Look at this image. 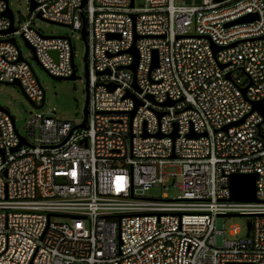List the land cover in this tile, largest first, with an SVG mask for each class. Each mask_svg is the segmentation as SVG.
Listing matches in <instances>:
<instances>
[{"label":"built area","instance_id":"2783aa9c","mask_svg":"<svg viewBox=\"0 0 264 264\" xmlns=\"http://www.w3.org/2000/svg\"><path fill=\"white\" fill-rule=\"evenodd\" d=\"M34 1L6 31L0 0V80L39 104L17 35L66 76L71 36L34 19L80 32L83 15L87 117L76 126L31 104L22 134L0 107V264H264V0ZM246 13L256 16L226 24ZM232 172L257 173V200L229 198ZM165 182L179 193L138 192ZM227 212L251 215L225 229Z\"/></svg>","mask_w":264,"mask_h":264},{"label":"rangeland","instance_id":"374dc122","mask_svg":"<svg viewBox=\"0 0 264 264\" xmlns=\"http://www.w3.org/2000/svg\"><path fill=\"white\" fill-rule=\"evenodd\" d=\"M136 2L138 4L141 0H136ZM175 2L183 3L184 0H175ZM8 4L14 13L16 24H20L28 18L29 0H8ZM34 23L43 33L69 34L71 36L76 74L75 78L56 79L50 76L38 60L33 57V52L25 44L24 39L17 35L19 47L30 61L45 91L44 104L37 110L46 115L79 122L82 119V107L85 98V68L83 61L85 43L80 32L79 30L71 29L70 26L43 20L39 17L34 19ZM239 73L241 83H246L248 80L245 73L242 70H239ZM0 106L9 109L10 113L15 116L18 130L25 134L26 119L35 108L24 96L18 85L0 82ZM164 184L152 186L138 192L144 196L152 197H159L162 193H165L168 197H173L179 193L175 184L171 182H165ZM53 219L66 220V218L56 216ZM246 219L247 217L243 215H227L224 217V227L226 229L232 222L242 225ZM241 231L244 232V229H241ZM225 235L228 236L227 231Z\"/></svg>","mask_w":264,"mask_h":264},{"label":"water","instance_id":"95a60500","mask_svg":"<svg viewBox=\"0 0 264 264\" xmlns=\"http://www.w3.org/2000/svg\"><path fill=\"white\" fill-rule=\"evenodd\" d=\"M5 1L8 2V0H5ZM84 2H85V0H81V5H83ZM130 5H132V0L130 1ZM28 6H29V10H32L33 7L35 6V1L34 0H29ZM3 13L8 15L9 18H10V26L6 30V31H10V30L13 29V26H12L13 12H12L11 8L7 5V7L3 11ZM36 14H37V16L39 18H41L39 12H37ZM255 16H256L255 13H246V14L240 16V17H237L234 20L227 21L226 24H230V23L235 22V21L249 20V19H252ZM82 18H83V22H82V26H81V29H80V34H81V37H82V39H83V41L85 43V51H84V54H83V61H84V68H85V72H84V75H85V98H84V104H83V107H82V120L76 126L85 127V121H86V117H87L88 84H87V63H86L87 50H86V38H85V34H86L85 17L82 15ZM41 19L46 20L44 18H41ZM47 21L58 23V24H62V25H66V24H63V23H60V22H56V21H52V20H47ZM9 40L12 41V42H15V39L13 37H10ZM24 42L32 50L33 57L37 60V58H36V56L34 54L32 45L29 44V42L26 39H24ZM218 47L219 46H217V45L213 46L214 50H216ZM130 50H131V52L134 55V61L130 64V67H132V69L134 70L135 66H136V60H137V52H136V49H135L134 45L130 48ZM50 52H51V54L54 57H56V51L54 49L50 50ZM71 61H73L72 54H71ZM156 64H157V60H156V55L154 54L151 66H155ZM244 73H245L246 76H248L246 72H244ZM48 74L50 76L56 78V79H59V78H75L76 77V74H75L74 71H72L69 75H66V76L54 75V74H51L49 72H48ZM0 82L12 83V84L18 85L20 90L23 92L24 96L27 98V100L33 106H35L36 108H39V107H41L44 104L45 93H43V97H42L40 103L39 104H34L32 102V100H30L28 98V96L25 94V92H24L21 84L18 82V80H14L12 82H7V81H4V80H0ZM247 84L244 85L241 88V90H242L244 95H245V89H246ZM109 87L112 88L113 86L109 85ZM0 107L3 108L4 110L8 111V109L6 107H3V106H0ZM135 107H136V105H135ZM135 107L133 108V110L131 112L134 111ZM253 108H256V109L260 110L261 112H263V107L261 105V101L254 102L253 103ZM170 134H171L172 137H174L176 135L175 130H173ZM188 135L196 136L198 134H195L194 132L190 131L188 133ZM20 139H21V142L24 141L23 137H20ZM15 148H16V146L13 147V149H15ZM256 176H257L256 172H232V173H230L229 174V198L230 199H235V200H257L258 198L256 197V194H255V190H256L255 179H256ZM224 214L225 215H231V216L232 215H243V216L251 215V213H247V212H227V213H220L219 215L221 216V215H224ZM249 226H250V222L248 220L247 221V227L249 228Z\"/></svg>","mask_w":264,"mask_h":264}]
</instances>
